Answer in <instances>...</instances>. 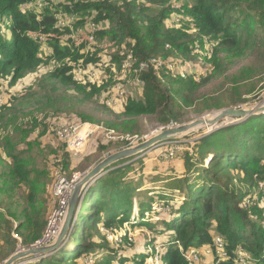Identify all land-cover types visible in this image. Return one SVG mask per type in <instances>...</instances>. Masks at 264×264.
I'll return each mask as SVG.
<instances>
[{"label":"trees","instance_id":"1","mask_svg":"<svg viewBox=\"0 0 264 264\" xmlns=\"http://www.w3.org/2000/svg\"><path fill=\"white\" fill-rule=\"evenodd\" d=\"M27 1L0 0V92L6 96L0 106V130L12 128L18 135L14 141L10 135L0 134V163L5 161L8 165L0 181V264L18 251L14 232L22 235L23 247L28 249L42 239L46 230L37 202L47 183H40L41 172L29 165L27 152L16 154L17 143L25 142L39 128L36 115L63 113L76 116L82 123L101 124L132 136L140 132L145 118L154 119L159 127H167L187 122L188 110L200 117L245 104L248 102L245 96L252 94L253 89L241 93L239 84L264 76V0H140L126 3L125 7L113 0L79 3L63 0V4L60 0H45L49 6L43 10L24 12L22 7ZM174 1L183 3L181 13L191 18L200 33L215 45L213 55L207 59L212 65L208 79L201 82L191 78L172 79L173 89L167 74L164 73L168 81L165 86L150 71L143 76V95L127 99L118 109L101 104L102 88L74 82L73 66L80 56H75L61 39L62 33L54 20L57 11L62 8L70 12L75 6L73 11L79 14L80 26L97 22L101 27L98 39L118 48L126 47L139 65L159 56L192 58L191 35L180 29H168L164 24L171 14L164 7ZM7 22L9 28L3 32L2 26ZM35 31L50 37L57 59L63 62L56 72L47 71L50 58L31 38L30 33ZM27 78H37V84L32 83L19 93L12 92L18 82ZM218 80L213 89L206 90L207 83ZM29 115L34 116L25 129L22 123ZM99 119L108 126L99 123ZM51 138L55 139L52 131ZM127 148L128 143L109 142L97 133L81 159L74 161L66 150L63 172L71 178L72 173L79 172L72 171L80 163H91L94 156H101V162ZM152 153L155 154L150 152L142 159L135 157L113 165L95 183L79 202L75 226L64 248L47 257L26 258L18 264H89L90 259L91 264L153 261L157 251L142 254L136 263L125 247L114 245L100 231V227L121 231L125 226L142 230L145 251L156 237H170L163 244L161 264H188L184 253L212 245L215 237L224 239L226 251L231 255L244 248L253 259L250 264H264V205L261 204L264 189L260 186L264 183V115L201 136L192 153L186 150L166 162V171L159 168V173L146 174ZM158 160L155 164L165 163ZM147 182L152 188L141 200L139 190ZM24 185L28 188L29 204L23 201L22 204L17 196L18 188ZM156 206L169 212H157ZM17 222L20 225L15 228ZM73 245L75 248L69 250ZM198 264L210 263L203 256Z\"/></svg>","mask_w":264,"mask_h":264},{"label":"built area","instance_id":"2","mask_svg":"<svg viewBox=\"0 0 264 264\" xmlns=\"http://www.w3.org/2000/svg\"><path fill=\"white\" fill-rule=\"evenodd\" d=\"M80 1L81 0H78L77 3ZM113 1H116L121 7H125L126 3L140 0ZM60 2L62 4L64 3L63 0H60ZM65 5L67 6V4ZM48 6L49 4L45 0H28L27 3L23 5L22 9L24 12L39 11ZM74 7L75 6H72L70 12H66L62 8L57 11L54 15L55 25L62 33L61 39L71 47L75 52V56H80L78 63L73 66L74 82L79 86H97L98 88H102V98L100 102L107 108L118 109L127 99L142 96L144 90L143 76L150 71H152L161 82H165L166 80L164 73L171 79L191 78L196 82H200L212 71V65L207 59L213 55L215 45L206 36H203L196 26L192 32L195 34V43L191 51V59L175 56H159L149 58L138 65L136 64L137 62L133 53L126 47L118 48L112 43L101 42L98 39L101 27L97 22L92 21L85 27L80 26L78 24L80 20L79 14L73 11ZM165 7L171 10L169 18L165 21L168 29H181V27L190 20L184 13H181V11H183L182 2L174 1L168 3ZM4 25L9 27L10 23L7 22L4 23L3 26ZM30 35L33 41L40 46L44 55L50 58L47 71L53 73L60 69L63 62L57 59L55 50L50 44V37L42 31L31 32ZM167 49L172 50L171 46H167ZM4 103V97L0 96V106ZM178 126L179 124L172 123L170 126L160 127V130L177 128ZM52 129L55 140L65 144L67 150L75 159H80L84 155L89 142L97 133H101L103 139L106 141L115 143L129 142V146H134L147 138L122 135L113 129L95 126L91 123L59 122L53 126ZM148 139H146V141ZM194 142L195 141L175 139L162 143L153 150L161 149L158 151V157H161L163 161L169 162L173 161L180 153L188 150L189 145L192 144L194 146ZM150 152L142 155L144 156ZM88 172L84 174L77 173L71 178H68L64 174L61 164L55 167L53 172L54 185L52 189L55 208L49 219V223H47L48 227L42 239L36 242L32 247L38 248L47 246L58 238L76 185L88 174ZM104 175L99 176L98 180ZM97 181L90 183L84 188L80 201L85 199V196ZM261 187L264 189V183L261 184ZM157 208L158 206H156L157 212L168 210L161 207ZM75 222L76 220L74 224ZM112 234V236H107V240L114 245H119L123 240H127V242L129 240L132 241L131 236L128 240L127 236L124 237V235L116 233ZM122 236L124 238H122ZM13 238L19 242L18 251H25L27 249L23 247L22 238L18 233L14 232ZM204 254L212 255L214 258L213 264H221L225 261H232L234 264H250V262L253 261L250 254L244 248H239L234 255H231L226 251V243L221 237H215L212 245L194 249L189 253H184L183 256L188 264H198ZM162 255L163 251H159L152 261V264H161Z\"/></svg>","mask_w":264,"mask_h":264},{"label":"rangeland","instance_id":"3","mask_svg":"<svg viewBox=\"0 0 264 264\" xmlns=\"http://www.w3.org/2000/svg\"><path fill=\"white\" fill-rule=\"evenodd\" d=\"M164 8L167 9L166 7H164ZM187 18L190 20L188 22H186L181 27L180 30L182 32L187 31L191 35V37L193 38V41L195 43V39H194L195 34L192 33L193 29H195V25H194V22L191 18H189V17H187ZM164 24H165V22H164ZM165 27L167 28L166 24H165ZM7 28H9V27H7V25L2 26L3 32H5L7 30ZM191 43H192V41H191ZM194 43H192V45H194ZM241 67H242V65L238 66L236 69H233L232 71H230V74H234L233 72H235L236 70H238ZM194 69H195V67H194ZM207 77L204 79L205 80L208 79ZM37 80H38L37 78L33 79V80L31 78H27L25 80H22L21 82H18L17 87L14 90H12V92L19 93L21 91H24L25 89L30 87L32 85V83H33V85H36ZM170 80H171L170 81L171 88L174 89L175 88V81L172 79H170ZM203 80H201V81H203ZM252 80H253L252 82H250L251 80L249 81L250 83L245 81V82L239 84V86H241V88L239 89V92L247 93V92H249L250 89H253V92L249 96H245V99L248 100L247 103L240 104L237 107H242V108H251L252 107V108H254V107L259 106L261 102H264V76H257ZM219 82H220V80L211 81V82L207 83V86L205 87L206 90L213 89L215 87V85L218 84ZM162 83H163V85L168 86L167 79L165 80V82H162ZM0 96L4 97V99H6V96L2 92H0ZM187 112L188 113L186 115L185 120H188V121L185 123H191V122H194V121L201 119L203 117H207L210 115L213 116L215 114L214 113L215 111H214L212 113H207L203 116L197 117V116H195L193 111L188 110ZM262 115H264V114H262ZM33 116L34 115H29L27 119H24V122L22 123L23 128L26 129L29 127L30 122H32ZM68 116L69 115H63V113L56 114L53 112L47 113V114H40L38 116L36 115L35 120H37V122L39 123V128H37L35 133L31 134V136H29L25 142H21L20 144L17 143L18 144V146H17L18 151L16 152V154H18V152H27L28 154L25 155V158L29 160V165H31L33 168H36L39 172H41L40 183L41 184L47 183V188H46L44 194L39 192V197H38V202H37V204H38L37 206H40V208L42 210V217L41 218H43L44 222H46L45 223L46 228L48 227L47 223H49V219L52 216L54 208H55V204H54L53 196H52V189H53V185H54L53 172H54L55 167L58 164L62 165V161L65 158V153L67 150L66 149L67 147L62 142L51 138V131L53 133L52 128H53V126H55L59 122L82 123L77 119L76 116H70V117H68ZM238 121L239 120H237L235 122H238ZM85 123H90V122H85ZM99 123L106 124L105 121L102 119H99ZM91 124H93V123H91ZM93 125L101 126V124H93ZM179 125H182V124H179ZM101 127H103V125ZM43 131L45 132L44 134L42 133ZM164 131L165 130H160V127L157 125V123L154 119L145 118L142 120V129L140 130V132H138L137 135H132L131 137L138 136V137H147L146 139H148V138L150 139V138H153L155 136H158L159 134H161ZM0 134L2 136H5V137L10 135L14 139V141H16L18 138L17 133L12 128L11 129L9 128L7 131L1 129ZM201 136H203V135L197 134L194 136L185 137L183 139L188 140V141H195L193 143L195 145L197 138H200ZM146 139L144 141L139 142L136 145L142 144L143 142L146 141ZM126 143H128V148H132V147L136 146V145L129 146V142H126ZM193 147L194 146L192 144L189 145L187 151H189L191 153V149H192V152H193ZM159 150H161V149H155L152 151V152H155L156 155H154L152 160H149V162L155 164V160L157 158L160 159L158 161H161V162L163 161L161 159V157L157 156ZM146 155H144V156H146ZM144 156L139 155L138 157L136 156V158L135 157L134 158H135V160H138V159H142ZM99 159H101V156H94L91 163H87V162L86 163H84V162L80 163L78 165L77 169L72 171V172H75V171H79V172L72 173V175L77 174V173L84 174V173L88 172L90 169L95 168L99 164L98 163L100 161ZM132 159L133 158H130L128 160H132ZM73 160L77 161L79 159L76 160L75 158H73ZM164 162H166V161H164ZM157 163H159V162H157ZM29 165H26V167L28 169H32V167ZM122 166L123 165H121L120 167H122ZM7 167H8V165L5 161L0 163V181L3 180L2 174L4 173L5 168H7ZM151 172H153V171H151ZM151 172H147L146 174H151ZM24 186L18 188V190H17L18 195L17 196L19 197L18 198L19 202H21L22 204H23V202H25L27 204L29 201L28 193H27L28 188L25 186L27 188V190H26ZM260 186H261V184H260ZM151 188H152L151 183L147 182L146 185H144V187L141 190H139V192L141 193V196H140L141 200L145 199V196L143 194L145 192L147 193V190H150ZM254 194H255V192H254ZM20 197H22V199H20ZM261 204L264 205V199L261 201ZM262 208H263V206H262ZM164 212L167 213V212H169V210H165ZM19 225H20L19 222H17L16 225L14 224L15 228H17ZM44 231H45V228H44ZM44 231H43V233H44ZM100 231L102 234H104L106 236V238L108 235L112 236L113 235L112 233L121 234V235H124V237L127 236L128 240H129V237L131 236L132 241L129 240L127 242V240H123V242L119 243L118 246L125 247L127 252H128V256L131 259L134 258L136 263L139 260H141V257H142L141 255L144 253H149V252L151 253V252H153V250H155V251H157L156 252V254H157L159 251H162L163 250V248H162L163 244L165 242H169V240H170V237L168 235L158 236V237H156V239H154L153 244L150 245L151 247L145 251L144 233L142 232V230L135 231V230H131L129 228V226H125L121 231L109 230L107 228L103 229L102 227H100ZM21 237H22V235H21ZM69 237L67 238V241H68ZM124 237L122 236V238H124ZM64 246H65V244L62 247L64 248ZM153 247H155V248H153ZM74 248H75V246L73 245L71 248H69V250H73ZM38 257L39 256L34 257V259L38 258ZM88 263H93L92 259L88 260ZM16 264H18V263H16ZM148 264H152V261L150 260Z\"/></svg>","mask_w":264,"mask_h":264},{"label":"water","instance_id":"4","mask_svg":"<svg viewBox=\"0 0 264 264\" xmlns=\"http://www.w3.org/2000/svg\"><path fill=\"white\" fill-rule=\"evenodd\" d=\"M261 105L264 102L260 103ZM251 108H227L217 112L212 119L204 120L203 118L198 119L191 123H184L179 125L177 128L166 129L164 132L148 139L132 148H127L117 153H114L106 157L101 161L95 168L91 169L88 174L76 185L75 191L70 200L69 208L67 211L66 218L64 220L61 232L58 238L47 246L43 247H30L25 251H18L12 257H10L4 264H16L21 260L29 257H47L57 250H60L67 241V238L71 236L73 227L75 226L74 221L77 218L76 210L79 206L81 194L84 188L92 182L98 180L99 176L104 175L110 171V168L122 161L130 158L138 157L139 155L145 154L152 151L156 146L175 139H183L185 137L194 136L197 134L206 137L220 129L225 127L240 124L248 120L253 116H259L264 114V105L259 109ZM239 120L238 122H235ZM241 120V121H240ZM215 127L211 131L208 128Z\"/></svg>","mask_w":264,"mask_h":264},{"label":"crops","instance_id":"5","mask_svg":"<svg viewBox=\"0 0 264 264\" xmlns=\"http://www.w3.org/2000/svg\"><path fill=\"white\" fill-rule=\"evenodd\" d=\"M5 100V99H4ZM151 155H156V154H154V153H152ZM158 155V154H157ZM100 162V161H99ZM98 162V163H99ZM151 165L148 167V169L146 170V173L147 172H151V171H153V172H151V174H154V173H159L160 172V170H159V168H161V169H164L165 171L167 170V168H168V163H163V164H161V165H159V164H153V163H150ZM181 168V166L179 165L178 166V169H180ZM164 171V172H165ZM204 256L205 257H207L208 258V263H210V264H213V261H214V258L212 257V255L211 254H204Z\"/></svg>","mask_w":264,"mask_h":264},{"label":"bare ground","instance_id":"6","mask_svg":"<svg viewBox=\"0 0 264 264\" xmlns=\"http://www.w3.org/2000/svg\"><path fill=\"white\" fill-rule=\"evenodd\" d=\"M263 105H264V104H262V105L260 104L259 106L254 107V108H252V109H256V110H257V109L261 108ZM252 109H251V110H252ZM214 113L217 114V112H214ZM215 114H214V115H215ZM214 115H213V116H214ZM213 116L210 115V116L204 117L203 119H204V120L212 119ZM214 128H215V127H210V128H208V131H211V130L214 129Z\"/></svg>","mask_w":264,"mask_h":264}]
</instances>
